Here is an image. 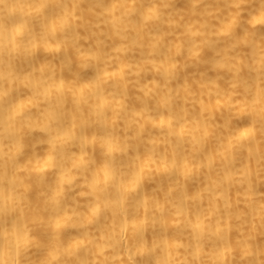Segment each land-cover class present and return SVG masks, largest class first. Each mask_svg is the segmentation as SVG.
Here are the masks:
<instances>
[{"label":"bare ground","instance_id":"bare-ground-1","mask_svg":"<svg viewBox=\"0 0 264 264\" xmlns=\"http://www.w3.org/2000/svg\"><path fill=\"white\" fill-rule=\"evenodd\" d=\"M0 264H264V0H0Z\"/></svg>","mask_w":264,"mask_h":264}]
</instances>
